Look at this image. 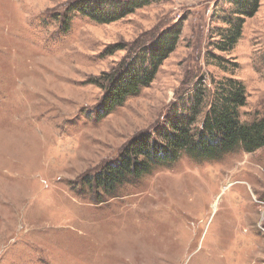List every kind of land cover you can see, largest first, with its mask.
I'll list each match as a JSON object with an SVG mask.
<instances>
[{"label":"rangeland","instance_id":"obj_1","mask_svg":"<svg viewBox=\"0 0 264 264\" xmlns=\"http://www.w3.org/2000/svg\"><path fill=\"white\" fill-rule=\"evenodd\" d=\"M67 1L0 0V264H264V146L181 152L99 199L85 181L201 91L197 127L230 78L244 87L240 121L264 116V0L252 16L247 0H150L63 34ZM238 17L234 48L214 49ZM165 50L153 80L104 113L102 76Z\"/></svg>","mask_w":264,"mask_h":264},{"label":"trees","instance_id":"obj_2","mask_svg":"<svg viewBox=\"0 0 264 264\" xmlns=\"http://www.w3.org/2000/svg\"><path fill=\"white\" fill-rule=\"evenodd\" d=\"M97 1L94 0L92 4L87 0L67 1L62 11L54 17L59 23L60 32L68 33L74 18L78 16L89 18L94 22L109 23L126 17L136 8L150 2V0H117L108 6V4L104 5V0ZM247 1L242 11L246 16H252L259 7V0ZM235 9L236 14L241 12L237 5ZM243 21L242 17H238L237 21L228 28L226 35L224 34V39H221L214 49L222 52L232 50L242 33ZM177 36L178 34L172 37L168 35L167 52L174 48ZM134 50L138 51L133 49L132 52ZM166 50L152 54L145 63V53L139 55L137 52L134 57L130 55L129 61L123 64L124 67L127 66L126 70L124 67L115 68L102 76V79L107 78L106 93L103 98L104 113L122 105L127 96L137 93L142 85H147L153 80L159 65L166 58ZM216 92V98L205 111V116L197 127L193 128L192 125L198 121L197 118L203 111L204 98L201 91L196 92L188 113L172 118L168 129L149 132L133 140L118 158L105 164L94 174V177L91 176L89 179L86 177V185L91 186L93 197L100 198L94 190L116 192L121 184L130 179L138 180L143 175L151 173L159 164L175 163L181 152L202 161L219 159L222 155L241 147L248 152L263 147L264 116L252 123H242L239 119V108L246 104L243 85L230 78Z\"/></svg>","mask_w":264,"mask_h":264}]
</instances>
